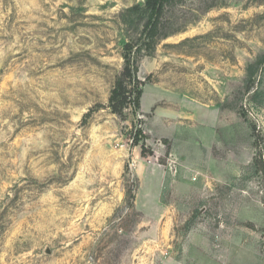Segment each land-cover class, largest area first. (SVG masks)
<instances>
[{
	"label": "rangeland",
	"instance_id": "374dc122",
	"mask_svg": "<svg viewBox=\"0 0 264 264\" xmlns=\"http://www.w3.org/2000/svg\"><path fill=\"white\" fill-rule=\"evenodd\" d=\"M142 2L0 0V264H264V0L170 4L121 119Z\"/></svg>",
	"mask_w": 264,
	"mask_h": 264
},
{
	"label": "trees",
	"instance_id": "16d2710c",
	"mask_svg": "<svg viewBox=\"0 0 264 264\" xmlns=\"http://www.w3.org/2000/svg\"><path fill=\"white\" fill-rule=\"evenodd\" d=\"M176 0H143L141 4L135 3L125 8L120 13V20L125 24L128 32L127 39L122 46V69L116 76L114 84L110 90L107 106L111 113L124 119L125 112L131 109L137 113L140 110V99L144 82L138 77V61L143 54H150L157 45L159 39L165 36L164 18L167 7ZM96 105L90 108L83 118L97 110ZM255 147L257 152L253 158V164L258 171H264V153L262 152V141L259 133L252 127ZM142 135L141 129H136L134 141L137 145ZM140 155L152 154L151 149L144 143H140ZM129 199H133V194L128 190ZM133 205V202H130Z\"/></svg>",
	"mask_w": 264,
	"mask_h": 264
}]
</instances>
